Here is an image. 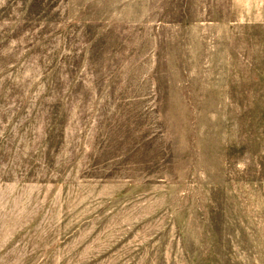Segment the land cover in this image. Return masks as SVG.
Segmentation results:
<instances>
[{
	"label": "rangeland",
	"instance_id": "1",
	"mask_svg": "<svg viewBox=\"0 0 264 264\" xmlns=\"http://www.w3.org/2000/svg\"><path fill=\"white\" fill-rule=\"evenodd\" d=\"M0 264H264V0H0Z\"/></svg>",
	"mask_w": 264,
	"mask_h": 264
}]
</instances>
